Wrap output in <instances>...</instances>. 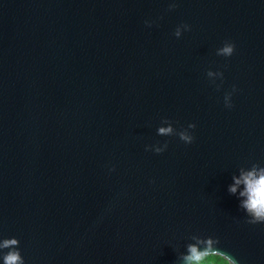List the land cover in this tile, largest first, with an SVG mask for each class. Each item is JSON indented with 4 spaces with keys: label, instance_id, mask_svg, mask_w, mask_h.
I'll return each mask as SVG.
<instances>
[{
    "label": "water",
    "instance_id": "1",
    "mask_svg": "<svg viewBox=\"0 0 264 264\" xmlns=\"http://www.w3.org/2000/svg\"><path fill=\"white\" fill-rule=\"evenodd\" d=\"M249 173L264 0H0V264H264Z\"/></svg>",
    "mask_w": 264,
    "mask_h": 264
},
{
    "label": "clouds",
    "instance_id": "2",
    "mask_svg": "<svg viewBox=\"0 0 264 264\" xmlns=\"http://www.w3.org/2000/svg\"><path fill=\"white\" fill-rule=\"evenodd\" d=\"M230 51V49L226 50ZM163 131V130H162ZM236 183H240L239 180ZM244 183L246 184V192L248 200L245 202V209L252 213L254 220L249 223H257L264 219V175L254 177L253 173H249L244 177ZM231 192H235V187L230 188ZM244 195V193H242ZM193 258L201 262V264H232V262L224 255L212 253L208 251L203 253H197L196 249H191ZM11 261H14L16 257H10Z\"/></svg>",
    "mask_w": 264,
    "mask_h": 264
},
{
    "label": "trees",
    "instance_id": "3",
    "mask_svg": "<svg viewBox=\"0 0 264 264\" xmlns=\"http://www.w3.org/2000/svg\"><path fill=\"white\" fill-rule=\"evenodd\" d=\"M189 264H201V262L200 261H198V260H193L192 262H190Z\"/></svg>",
    "mask_w": 264,
    "mask_h": 264
}]
</instances>
